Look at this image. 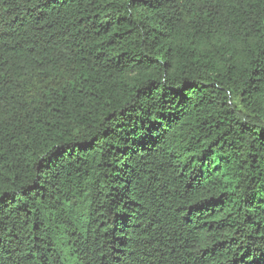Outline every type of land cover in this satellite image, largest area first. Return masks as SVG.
Wrapping results in <instances>:
<instances>
[{
	"label": "trees",
	"instance_id": "16d2710c",
	"mask_svg": "<svg viewBox=\"0 0 264 264\" xmlns=\"http://www.w3.org/2000/svg\"><path fill=\"white\" fill-rule=\"evenodd\" d=\"M0 264H264V0H0Z\"/></svg>",
	"mask_w": 264,
	"mask_h": 264
}]
</instances>
